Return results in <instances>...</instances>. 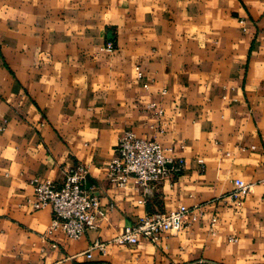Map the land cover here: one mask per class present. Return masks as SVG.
<instances>
[{"label": "crops", "instance_id": "crops-1", "mask_svg": "<svg viewBox=\"0 0 264 264\" xmlns=\"http://www.w3.org/2000/svg\"><path fill=\"white\" fill-rule=\"evenodd\" d=\"M125 130L182 161L146 195L105 178ZM74 164L102 216L47 235L29 180ZM237 179L251 192L235 206ZM178 204L196 218L156 245L111 242ZM197 260L264 264V0H0V264Z\"/></svg>", "mask_w": 264, "mask_h": 264}, {"label": "built area", "instance_id": "built-area-1", "mask_svg": "<svg viewBox=\"0 0 264 264\" xmlns=\"http://www.w3.org/2000/svg\"><path fill=\"white\" fill-rule=\"evenodd\" d=\"M101 50L111 51L112 45L106 42ZM136 79L140 80L142 70L134 66ZM145 88L146 84L143 83ZM170 148L161 147L155 140L135 136L130 130H125L118 137L112 156L106 164L105 178L117 187H124L128 181L139 189L141 195L148 194L151 189L168 177L175 168L181 166L180 159H174L168 154ZM87 169L84 165L74 164L62 169L61 181L56 184L52 179L32 177L29 183L32 194L28 202L31 209L49 207L50 220L45 233L50 235L55 231L62 232L66 237L76 239L85 230L93 228L102 216L98 195L94 188H83L82 182ZM251 192V185L241 179L233 182V187L226 195L235 206ZM138 202H143L139 199ZM111 205H109L110 207ZM185 205L178 204L174 209L163 212L144 213L131 225L123 227L120 233L111 239L117 244H134L141 236L156 245L160 237L169 231H177L183 226L184 220H194L195 214ZM215 221L210 218V225ZM233 241V237H229ZM103 250V244L94 242L90 249ZM89 257V254H86ZM176 264V263H169ZM192 264H215L197 260Z\"/></svg>", "mask_w": 264, "mask_h": 264}]
</instances>
